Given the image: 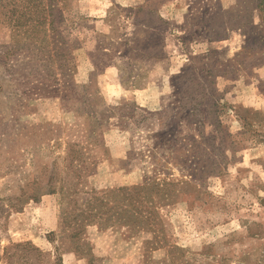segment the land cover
<instances>
[{
	"label": "rangeland",
	"instance_id": "obj_1",
	"mask_svg": "<svg viewBox=\"0 0 264 264\" xmlns=\"http://www.w3.org/2000/svg\"><path fill=\"white\" fill-rule=\"evenodd\" d=\"M57 4L0 20V264H264V0Z\"/></svg>",
	"mask_w": 264,
	"mask_h": 264
},
{
	"label": "trees",
	"instance_id": "obj_2",
	"mask_svg": "<svg viewBox=\"0 0 264 264\" xmlns=\"http://www.w3.org/2000/svg\"><path fill=\"white\" fill-rule=\"evenodd\" d=\"M57 3L58 0H0V11H3L4 14L2 16V12L0 13V20L6 21L12 30L17 33H19L20 28L29 27L34 29L37 34L46 33L47 35L48 31L55 32L56 29V19L59 10ZM123 84L126 85L125 81H123ZM76 153L79 152L77 151ZM145 188L138 186L135 189L144 190ZM51 193H53V190H51ZM81 193L82 191L80 190H74L70 194L75 204H79L78 196ZM62 194L66 195V191L63 190ZM80 204V206L85 205L87 207V212L85 211L86 213L80 215L87 222L99 219L102 209L107 205L99 197L86 198ZM136 217L138 218V216Z\"/></svg>",
	"mask_w": 264,
	"mask_h": 264
},
{
	"label": "crops",
	"instance_id": "obj_3",
	"mask_svg": "<svg viewBox=\"0 0 264 264\" xmlns=\"http://www.w3.org/2000/svg\"><path fill=\"white\" fill-rule=\"evenodd\" d=\"M51 224H52V222H51Z\"/></svg>",
	"mask_w": 264,
	"mask_h": 264
}]
</instances>
